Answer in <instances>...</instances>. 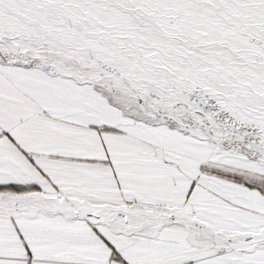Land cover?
Listing matches in <instances>:
<instances>
[{
  "label": "snow or ice",
  "instance_id": "obj_1",
  "mask_svg": "<svg viewBox=\"0 0 264 264\" xmlns=\"http://www.w3.org/2000/svg\"><path fill=\"white\" fill-rule=\"evenodd\" d=\"M0 264H264V0H0Z\"/></svg>",
  "mask_w": 264,
  "mask_h": 264
}]
</instances>
